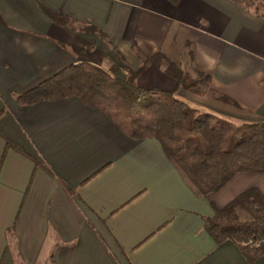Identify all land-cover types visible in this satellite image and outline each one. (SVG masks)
<instances>
[{
    "label": "crops",
    "instance_id": "0c3cea01",
    "mask_svg": "<svg viewBox=\"0 0 264 264\" xmlns=\"http://www.w3.org/2000/svg\"><path fill=\"white\" fill-rule=\"evenodd\" d=\"M39 1L66 22L36 0H0V264H247L202 219L249 187L264 196V174L199 196L157 141L127 137L100 109L14 97L72 63L124 79L147 58L138 87L264 121V18L231 0ZM167 60L207 74L214 104L176 87Z\"/></svg>",
    "mask_w": 264,
    "mask_h": 264
},
{
    "label": "trees",
    "instance_id": "16d2710c",
    "mask_svg": "<svg viewBox=\"0 0 264 264\" xmlns=\"http://www.w3.org/2000/svg\"><path fill=\"white\" fill-rule=\"evenodd\" d=\"M175 5L177 0H166ZM264 18V5L258 0H231ZM52 22L66 18L36 0ZM140 58L138 67L124 79L113 75L111 67L92 63L69 64L26 91L15 95L17 104L74 97L81 104L100 109L129 138L154 139L174 165L191 191L199 196L215 192L236 173L264 174V121L232 122L209 111L191 106L168 91L142 89L137 74L147 65ZM164 72L176 87L202 94L209 76H191L167 60ZM5 147L19 148L5 140ZM213 214L203 217V229L215 244L232 242L247 264L264 254V196L256 187L236 194Z\"/></svg>",
    "mask_w": 264,
    "mask_h": 264
},
{
    "label": "rangeland",
    "instance_id": "374dc122",
    "mask_svg": "<svg viewBox=\"0 0 264 264\" xmlns=\"http://www.w3.org/2000/svg\"><path fill=\"white\" fill-rule=\"evenodd\" d=\"M190 74L193 75L191 72H190ZM201 89L203 90V93L202 94H198L199 96L195 97L194 100H196L197 102L199 101V103L206 101V103L209 102V103L214 104V100H212L213 97H212L211 89L207 88L206 85L201 86ZM189 105L194 106L192 104H189ZM194 107H197L199 109L211 112L210 110H208L206 108H202L200 106H194ZM225 107L227 109H229V110L231 109V107H227V106H225ZM231 110H233V113H232V115L230 117H226V116H224V114H221L220 112L219 113H215V114L217 116L226 118V119H228V120H230L232 122H235V123L247 120V116H246V118H244L245 116L241 114V111L239 109L233 108Z\"/></svg>",
    "mask_w": 264,
    "mask_h": 264
}]
</instances>
